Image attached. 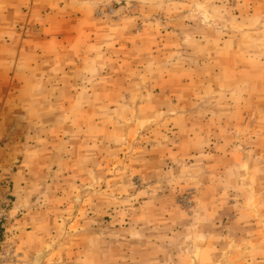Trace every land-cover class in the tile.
<instances>
[{"label": "rangeland", "instance_id": "374dc122", "mask_svg": "<svg viewBox=\"0 0 264 264\" xmlns=\"http://www.w3.org/2000/svg\"><path fill=\"white\" fill-rule=\"evenodd\" d=\"M0 264H264V0H0Z\"/></svg>", "mask_w": 264, "mask_h": 264}]
</instances>
